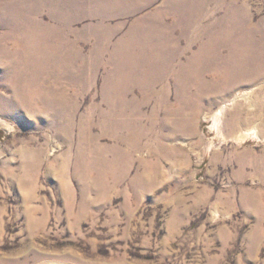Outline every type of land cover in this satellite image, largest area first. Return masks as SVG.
Returning a JSON list of instances; mask_svg holds the SVG:
<instances>
[{
    "label": "rangeland",
    "instance_id": "obj_1",
    "mask_svg": "<svg viewBox=\"0 0 264 264\" xmlns=\"http://www.w3.org/2000/svg\"><path fill=\"white\" fill-rule=\"evenodd\" d=\"M200 5L190 32L203 38L178 41L176 14ZM18 7L25 26L54 32L40 47L61 75L49 65L42 87L16 83L21 41L4 16L0 264H264V74L231 78L260 65L242 57L264 35V0ZM222 32L232 39L211 41Z\"/></svg>",
    "mask_w": 264,
    "mask_h": 264
},
{
    "label": "bare ground",
    "instance_id": "obj_2",
    "mask_svg": "<svg viewBox=\"0 0 264 264\" xmlns=\"http://www.w3.org/2000/svg\"><path fill=\"white\" fill-rule=\"evenodd\" d=\"M230 3L232 4V6H230V8H231L230 11L232 13H236L240 16H244V19L248 24L253 23L252 18L250 16L249 12L247 11L246 7H244L243 5H236L234 1H231ZM108 7H109L108 9H111L110 5ZM0 9H1L0 12H3V9H7V12L5 14H10V15H0V21H2V18L4 19V16H8V17H11L13 19H16V24L14 26L12 25V29L9 32V34L11 35V37L13 39L19 38V40L21 41V47L18 48L13 55L14 63L18 62L19 64H21V65L16 64V68L14 71L16 83L19 84L20 81L21 82L27 81L29 86L31 84L32 85L33 84L39 85V83H40L41 86L40 85L39 86L42 87L43 84L46 83V80L37 79V75H38L40 70H42L44 67H48L49 65L52 66L51 72L56 74L55 79H54L56 81L58 79V77L61 75L60 70L55 68L57 66V63H56L57 51L55 49H53L49 52V54H46L43 51V48L40 47L41 44H43L44 42L54 40V38H52V37H49V38L46 37V35L53 36L54 32L48 28L44 29V28L37 26V25L25 26L23 23L24 11H22L18 7V0H10L9 6H4L3 3H0ZM25 10L27 11V9H25ZM182 11L184 12V10H182ZM201 11H202V5L197 6L196 8H192L187 17H186V14H176L178 16V19L176 22L173 23V26H181L182 27V30L179 33L178 41H183L185 39L189 43H193V42L198 41L199 39L203 38L202 34L204 35L205 32H203V33L197 32L196 30L190 32V28L193 27L197 23V21L199 20ZM225 22H229L230 24H232L227 16L224 17L223 20H220V23H222V24H224ZM247 23L245 25L249 26ZM157 25L166 26V23H158ZM0 27H3L1 22H0ZM192 33H194L193 36H192ZM232 37H233V35L231 33L222 32V33H218L216 35V37H214L215 38L214 40L211 37V41L231 40ZM263 40H264V35H262L258 39L259 45L255 46V49H251V54L244 56V58L242 57L243 61H244V59H248L249 63H252L253 65L260 63L259 67L253 66L252 71H249L247 74L244 73L245 71H243L242 74H234L231 78L238 80V79L244 78L243 76L246 77V75L250 74L249 76H252L251 78L254 79L257 76H262L264 74V64H262L263 60H264V47H262L263 45L259 43V41H263ZM4 41H5L4 37L0 36V49L2 46H5V45H3ZM24 47H27V49H24ZM26 52H27V54H26ZM0 53H2L4 55L6 54L8 58L12 57V52L8 51L6 47L1 49ZM27 55L32 57V61H31V64L27 63V67H26V63H25L24 58L25 57L27 58ZM171 55L172 54H170V56ZM173 57H174V55H173ZM33 65H34V68L32 67ZM253 70H257V71H253ZM23 76H25V77H23ZM44 90L48 94L49 93L55 94L54 90H52L50 88H48V90H46V89H44ZM210 91L213 92L215 90L213 88H211L209 91L204 92L202 95H200L198 99L201 100ZM203 100H205V99H203ZM20 103L21 104H18L17 107H23L25 112L26 111L31 112L33 110V109H31V105H30L31 103L29 104L28 101L24 100V102H20ZM220 113H221V109L218 110L215 114V117H214V124L215 125H217L218 117H219Z\"/></svg>",
    "mask_w": 264,
    "mask_h": 264
}]
</instances>
